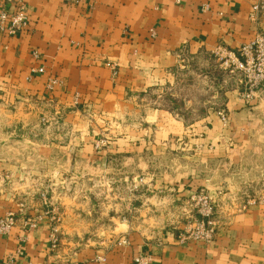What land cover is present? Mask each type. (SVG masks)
<instances>
[{
    "label": "crops",
    "instance_id": "crops-1",
    "mask_svg": "<svg viewBox=\"0 0 264 264\" xmlns=\"http://www.w3.org/2000/svg\"><path fill=\"white\" fill-rule=\"evenodd\" d=\"M18 1L26 9V28L14 37L0 36V138H25L20 141L47 155L55 148L57 120L82 126L88 116L98 121L134 117L137 104L153 101L148 94L177 85L179 72L189 67L184 60L236 51L264 33L263 12L249 19L251 7L264 0ZM40 68L41 73L32 72ZM227 74L228 86L198 117L149 110L143 128L118 133L108 152L178 154L209 167L222 165L225 171L259 154L264 148V83L246 102L240 97V73ZM75 104L86 108L88 116L77 113ZM63 132L73 138L72 159L107 155L89 145L84 129ZM22 168L14 157L0 158V218L8 212L18 218L8 234H0V264L9 256L12 264H264V201L230 214L208 243L184 241L177 231L122 225L121 236L111 244L55 255L48 218L40 207L27 206L37 193L32 181L22 178ZM207 186L192 176L173 191L176 197L189 196ZM21 217L35 226L24 228Z\"/></svg>",
    "mask_w": 264,
    "mask_h": 264
},
{
    "label": "rangeland",
    "instance_id": "rangeland-1",
    "mask_svg": "<svg viewBox=\"0 0 264 264\" xmlns=\"http://www.w3.org/2000/svg\"><path fill=\"white\" fill-rule=\"evenodd\" d=\"M184 61V65L189 67L179 72L177 85L163 86L162 90L148 94V99L153 101L137 104L134 117L98 121L88 116L90 112L86 108L77 109L75 104V110H79L77 113L88 116L87 121L82 126L79 123L75 126L68 122L64 125V121L57 120V137L52 142L55 148L49 155L20 141L25 138L13 136L8 142L0 138V158L10 156L22 163L25 167L21 171L22 178L32 181L35 187L37 194L27 206L40 207L48 218L49 234L53 237L51 249L55 255L111 244L121 236L122 225L143 231L145 228L154 232L177 231L184 241L208 243L230 214L264 201V148L259 154L243 158L240 165L227 171L222 165L209 167L178 154L158 157L108 152L118 133L138 132L143 128V118L149 110H165L179 118L181 114L186 118L198 117L209 107V101L218 100L217 97L228 86L227 73L230 70L223 59L211 56ZM193 67L199 70L198 73L191 74ZM122 110L125 111L123 107L120 108ZM222 123L226 124V118ZM77 127L88 132L89 145L96 152L107 150V155L101 157V154H96L95 158L87 161L78 156L72 159L69 151L74 141L63 131ZM39 142L45 144V140L40 139ZM6 147L12 149L8 151ZM32 148L34 150L30 152ZM192 176L203 179L208 184L207 188L195 190L189 196L176 197L179 193H174V185ZM195 197L201 199L199 204L202 207L193 200ZM17 206L23 207L21 203ZM209 208L210 220L215 223L211 237L196 239L189 236L196 233V229H208L200 210ZM8 213L15 216L13 212ZM19 219L23 221L24 228L35 226V222L29 219ZM38 219L36 217L35 221ZM200 223H204V229Z\"/></svg>",
    "mask_w": 264,
    "mask_h": 264
},
{
    "label": "built area",
    "instance_id": "built-area-1",
    "mask_svg": "<svg viewBox=\"0 0 264 264\" xmlns=\"http://www.w3.org/2000/svg\"><path fill=\"white\" fill-rule=\"evenodd\" d=\"M70 3H76L77 0H66ZM259 12L264 13V4L258 3L251 7L249 19L255 21ZM28 18L26 9L23 3L18 0H0V36L14 37L21 33L27 26ZM35 59L38 58L36 52L32 53ZM214 56L223 59L224 65L230 68V72L237 71L241 75L243 91L240 97L246 102H250L254 93L264 83V33H257L249 42L240 46L236 51H223ZM42 68L33 70L32 72L41 73ZM56 84V81H51V85ZM221 120L225 117L219 113ZM196 198V200H195ZM193 200L200 205V198L195 197ZM202 207V205H200ZM200 216L206 220V231H198L191 233L196 239H209L213 233V223L210 220L211 209H201ZM15 216L12 213H7L0 218V234H7L15 224ZM204 229V223H200ZM200 234V236H199ZM210 236V237H209ZM51 236V248H53ZM182 240L184 237L181 238ZM13 258L9 256L5 264H12Z\"/></svg>",
    "mask_w": 264,
    "mask_h": 264
}]
</instances>
